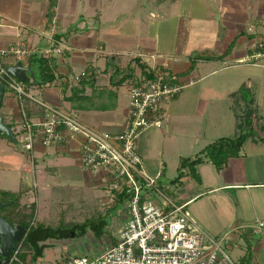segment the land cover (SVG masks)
I'll return each mask as SVG.
<instances>
[{
    "label": "crops",
    "instance_id": "1",
    "mask_svg": "<svg viewBox=\"0 0 264 264\" xmlns=\"http://www.w3.org/2000/svg\"><path fill=\"white\" fill-rule=\"evenodd\" d=\"M52 2L53 16L49 19ZM131 2L132 0H0V48L22 41L30 50V56L44 55L55 45L54 34L62 35L58 45L64 48V54L55 56L57 74L61 78L42 87H35L54 106L60 103L59 95L66 99L63 83L72 82L70 77L79 74L74 71V66H78L80 72L92 67L96 78L93 86H87L91 89L119 87L112 84L110 73L116 64L125 68L135 58H140L151 69H167L177 76L183 88L169 104L172 120L161 129L145 130L139 139L143 167L150 177L160 178L165 174L169 163L164 147L166 141L173 143L175 152H178L175 155L176 161L171 164H176L174 167H177V172L182 157H192L206 146L196 149L198 138L194 134L189 137L186 134L188 130L179 127L186 128L191 123L203 124L204 133L206 136L209 134L210 142L219 137L234 136L246 128L254 129L259 123L264 128V104L260 102V94L264 97V58L251 57L258 53L264 54V0H213L215 6L211 7L205 21L203 39L206 49L201 52H210L219 58L199 61L190 54L167 56L159 53L158 39L152 41L147 35L146 23L150 19L163 18L172 8L177 10L178 5L174 0H171L169 6L165 5L164 0H151L152 8L147 10L149 6L146 5L145 14L142 13L144 5H131ZM53 20L56 21L54 31ZM252 60H258V64H254ZM15 62L11 56L3 58V64L7 67ZM214 63H218L217 66ZM132 65L135 66V63L132 62ZM200 66L203 67L201 71L198 70ZM135 71L136 74L140 72L138 68ZM219 73L224 74L222 82L219 85L210 84L209 79ZM126 83L129 90L133 80ZM251 100L252 121L248 127L244 125L239 128L236 115L241 112L236 109L235 104L240 102L242 108L246 109ZM4 103L8 116L12 115L13 119L18 120L19 109L15 95L9 91ZM128 106L129 103L125 111V122ZM113 108L111 104L105 110ZM125 122L114 128L101 130L119 131ZM186 136L191 143L185 145ZM250 138L251 136L244 143L240 156L231 158L223 170L218 171L210 161H205L198 166L200 181L188 175L183 176L180 179L181 185H184L185 179L188 181L189 178V181L184 185L185 190L179 199L173 202L186 206L204 198L209 200L211 196L213 199L209 201L215 205L214 214L218 218L216 221L219 229L215 232L227 233L231 242L229 244L235 253V261L238 264H264V226H260V222H264V134L257 132ZM48 148L38 147L42 150V158L72 153L76 159L75 167L72 168L75 172H82L81 179L87 186L104 188L96 177L81 168L76 142L51 147L52 152ZM187 151H192L190 153L193 154H187ZM16 163L18 160L13 155L0 159V167ZM24 172L34 174L32 186L36 188L38 183L35 168L26 164L21 170L18 188L4 190L18 191L22 181L27 183L29 180ZM48 177L51 181L58 180L55 167H46L39 181L47 180ZM169 200L164 198L162 202L155 201L167 208ZM53 219L47 214H41L40 218L36 208L34 223L56 227L62 218L56 222ZM115 230L112 225L106 227L107 234L102 238H96L88 231L81 237L47 240L43 243L50 244V247L59 244L61 251L54 263H50L45 259L46 248L44 256L36 264H58L69 257L85 255L89 250L96 254L91 258H95L99 252L116 244Z\"/></svg>",
    "mask_w": 264,
    "mask_h": 264
},
{
    "label": "built area",
    "instance_id": "2",
    "mask_svg": "<svg viewBox=\"0 0 264 264\" xmlns=\"http://www.w3.org/2000/svg\"><path fill=\"white\" fill-rule=\"evenodd\" d=\"M55 24L53 20L52 31ZM63 50L57 44L44 55H61ZM7 56L27 65L30 50L22 41L0 48V81L6 74V87L18 101L19 128L13 130L30 160L27 165L34 169L38 147L76 142L81 168L110 191L112 204L118 195L124 199L118 209L124 214L116 231L115 245L95 258L78 255L58 264H238L220 242L192 221L184 205L169 200L166 208L152 198L159 190L144 170L139 139L145 130L161 129L169 124V104L183 88L172 82L174 75L158 69L152 78L140 76L129 87L124 126L119 131H108L92 128L71 112L32 95L30 89L35 86L7 73L3 64ZM251 57L257 59L264 54ZM84 74L82 71L72 75L70 80L77 82ZM20 247V243L16 245L7 264L19 261Z\"/></svg>",
    "mask_w": 264,
    "mask_h": 264
},
{
    "label": "rangeland",
    "instance_id": "3",
    "mask_svg": "<svg viewBox=\"0 0 264 264\" xmlns=\"http://www.w3.org/2000/svg\"><path fill=\"white\" fill-rule=\"evenodd\" d=\"M174 1V3L178 5L177 10L172 8L165 17L163 15V18L161 17L154 20L150 19L148 23H146L147 35L150 36V39H153L152 41L158 39L159 53L166 54L167 56H177L184 53L195 56L206 49L203 39L205 34V21L208 12L211 7L215 6V3L213 0ZM170 2L171 0H164L166 6H169ZM138 3L144 5L142 9V13L144 14L146 5L149 6L147 7L148 10V8H152L151 6L153 4L151 0H132L130 4L138 5ZM176 11H178L177 14L175 13ZM131 32L133 34V30ZM200 62L202 63V61ZM217 64L218 63H214V66H217ZM255 64H258V60L255 61ZM201 69H203V67L200 66L198 70L201 71ZM80 70L81 69L78 66H74L75 72L80 73ZM223 75L224 74L219 73L212 76V78L209 79V83L219 85L222 82ZM30 79L32 80L31 77ZM263 80L264 78H262V81ZM229 81L232 82L231 80ZM30 92L39 99H46L44 93L39 90V88L33 87L30 89ZM8 93L9 89L5 91L4 100ZM71 93V91H68L64 94V97L65 95H71ZM260 95V102L264 104V97L262 94ZM58 97L60 101V103L57 104L58 108L66 112H71L79 120L92 128L110 129L125 122V111L127 104L129 103V90L126 82L117 88L109 86L106 88L96 87L95 89H91L86 86L85 95L78 96L72 101L64 99L62 95H59ZM94 103L98 106L101 105L105 107H109L113 104L114 108L107 110L89 108L90 104ZM4 106L5 103L1 107V114L14 124V129H18L19 120L13 119L12 115L9 117L7 112H5ZM235 106L241 114L245 111L240 102H236ZM169 117L170 120H172L170 112ZM256 126L257 127H254V129L252 128L253 132L250 134V139H252L257 132L264 134V128H262L260 123ZM179 128L182 130H188L186 131V134L189 135V137H192L194 134V136L198 138L196 149L198 147L202 148L210 142L209 134L206 136L204 133L205 127L203 124L191 123L186 128ZM249 129L250 128H247L245 131H248ZM189 142L190 141L187 140L186 136L184 144H189ZM164 147L169 161L168 167H166L165 174L160 178L152 177L159 190L158 193H153L152 198L161 202L164 198L172 201L178 200L185 190L184 185L189 181V178L188 181L185 179V181L183 180L184 185H181V180H177V167H174L176 164L171 165L176 161L175 155L178 153L177 151L175 152V146L173 143L171 144V142L166 141ZM48 150L49 152L53 151L51 147H49ZM41 151L42 150L37 149L35 153L36 164L34 168L38 186L33 188L27 196L29 202L36 204V208L39 210V217L41 218V214L51 215L54 218L52 220L54 222L61 217L63 223L67 226L73 223L83 222L87 218L98 219L99 217H102L108 219V226L112 225V227L116 228L115 231H117L124 212L121 211L119 213V208L111 209L113 204L109 201L111 198L110 191L101 187L87 186V184L81 179L82 172L80 170L75 172L72 168L75 167L76 164L75 156L72 153L50 155L44 159L41 157ZM187 152H189L187 154H193L190 153L192 151ZM8 155H13L15 159L18 160V163L3 166L1 164L0 188L15 190L19 186L22 168L25 167L30 160L24 153L19 141L12 143L6 138H0V159L6 158ZM46 167H55L58 180L51 181L48 177L47 180L42 182L39 181V177L44 174V169ZM24 173L29 180L27 183L33 185L34 174L27 172ZM211 199L213 198L210 196L209 200ZM209 200L204 198L196 203H189L190 205L187 204L185 206V210L192 221L204 231L205 234L220 242L222 249L235 260V253L232 251V246H230L231 242L227 238V233L225 231H222L221 233L215 232L219 229L216 221L218 218L214 214V211L216 210L214 207L215 205ZM59 201H62L61 204H59ZM110 231H112L111 228ZM60 251L61 245L59 244L47 248L45 255L47 262L54 263ZM104 251L102 250L98 255ZM85 255L89 257L96 256V254L90 250L86 251Z\"/></svg>",
    "mask_w": 264,
    "mask_h": 264
},
{
    "label": "trees",
    "instance_id": "4",
    "mask_svg": "<svg viewBox=\"0 0 264 264\" xmlns=\"http://www.w3.org/2000/svg\"><path fill=\"white\" fill-rule=\"evenodd\" d=\"M53 8L54 4L52 2L50 4V11L48 13L49 19H52ZM61 36L57 33L54 34L55 45L59 43ZM63 52L62 54H64ZM216 58L219 57L213 55L210 52H201L194 56L196 61L215 60ZM30 60L36 69V76L32 80L30 77L27 78L25 82L28 85L42 87L54 82L58 78H61V76L57 74V60L55 56L32 54L30 56ZM132 62L135 63V66L132 65ZM132 62L125 68H122L116 64L113 71L110 73L112 84L120 86L124 84V82H131L132 80L133 83H135L139 80L140 76L152 78L154 77V72L158 69L166 70L169 75H174L170 70L167 69H151L146 63L142 62L140 58H135L132 60ZM252 62L255 61L252 60ZM193 65H195V62H193ZM5 67L8 68L7 66ZM136 68L140 70L139 74L135 73ZM83 72L85 74L81 76L79 81H65V83H63L64 94H66L68 91L72 92L71 95H65L66 100L72 101L78 96L85 95V87L94 84L96 76L92 67H87L85 70H83ZM175 77L176 78L172 79V82L179 84L178 77ZM7 89L8 88L6 87L5 91ZM252 101L253 100L247 104V108L242 114L237 113L236 115L239 128H243L244 125L248 127L252 121L250 119L253 111ZM3 105L4 99L2 102V106ZM89 108L102 110L106 109L105 106H98L95 103L90 104ZM2 117L4 123L14 129V124H12V122H10L9 119L5 118L3 115ZM252 132L253 129L251 127L248 131L243 130L234 136L219 137L207 144L196 155L192 157H182L180 160V166L178 168L177 180H180L183 176L188 175L192 179L200 181L198 166L205 161H210L216 170H223L227 167L231 158L240 156L241 149ZM0 137L9 140L5 133H0ZM32 189L33 186L25 183L24 181H22L18 191L0 189V202L7 204L5 207L0 208V216L13 225L22 224L27 229L25 238L20 242L21 247L18 253L19 261L12 262L11 264H36L37 260L44 256L45 249L51 246L50 244H45L43 242L50 239L59 240L81 237L86 235L88 231H91L96 238H102L107 234L106 227L109 225L108 219H104L102 217H99L98 219H87L84 222L73 223L68 226L63 223V219H61L60 223L56 227L38 222L34 223L36 205L34 203L27 202L28 193ZM123 200V195H118L111 209L113 210L120 208L123 204ZM16 245H19V243H16Z\"/></svg>",
    "mask_w": 264,
    "mask_h": 264
},
{
    "label": "water",
    "instance_id": "5",
    "mask_svg": "<svg viewBox=\"0 0 264 264\" xmlns=\"http://www.w3.org/2000/svg\"><path fill=\"white\" fill-rule=\"evenodd\" d=\"M7 73L15 76L17 79L26 81L28 77L32 79L36 76V69L31 60H28L27 65L24 61L18 60L13 65L7 68ZM6 89V74L3 75L0 81V133H5L9 140L14 143L17 141L13 128L4 123L1 115L2 102ZM7 204L0 202V208ZM27 229L22 224H11L2 216H0V264H7L12 253L16 248V243H20L26 236Z\"/></svg>",
    "mask_w": 264,
    "mask_h": 264
},
{
    "label": "flooded vegetation",
    "instance_id": "6",
    "mask_svg": "<svg viewBox=\"0 0 264 264\" xmlns=\"http://www.w3.org/2000/svg\"><path fill=\"white\" fill-rule=\"evenodd\" d=\"M1 259H2V257H1Z\"/></svg>",
    "mask_w": 264,
    "mask_h": 264
}]
</instances>
